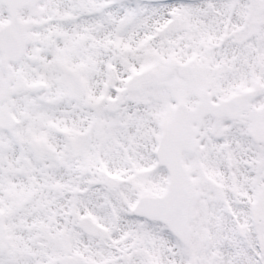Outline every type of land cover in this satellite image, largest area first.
Listing matches in <instances>:
<instances>
[{
    "label": "snow or ice",
    "instance_id": "obj_1",
    "mask_svg": "<svg viewBox=\"0 0 264 264\" xmlns=\"http://www.w3.org/2000/svg\"><path fill=\"white\" fill-rule=\"evenodd\" d=\"M0 264H264V0H0Z\"/></svg>",
    "mask_w": 264,
    "mask_h": 264
}]
</instances>
